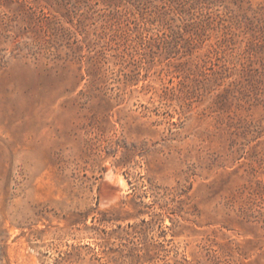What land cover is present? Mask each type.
I'll list each match as a JSON object with an SVG mask.
<instances>
[{
  "label": "rangeland",
  "instance_id": "1",
  "mask_svg": "<svg viewBox=\"0 0 264 264\" xmlns=\"http://www.w3.org/2000/svg\"><path fill=\"white\" fill-rule=\"evenodd\" d=\"M0 264H264V0H0Z\"/></svg>",
  "mask_w": 264,
  "mask_h": 264
},
{
  "label": "bare ground",
  "instance_id": "2",
  "mask_svg": "<svg viewBox=\"0 0 264 264\" xmlns=\"http://www.w3.org/2000/svg\"><path fill=\"white\" fill-rule=\"evenodd\" d=\"M122 184H124V181H122Z\"/></svg>",
  "mask_w": 264,
  "mask_h": 264
}]
</instances>
